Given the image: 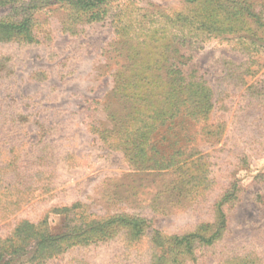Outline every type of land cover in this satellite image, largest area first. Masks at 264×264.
<instances>
[{
  "label": "rangeland",
  "instance_id": "374dc122",
  "mask_svg": "<svg viewBox=\"0 0 264 264\" xmlns=\"http://www.w3.org/2000/svg\"><path fill=\"white\" fill-rule=\"evenodd\" d=\"M86 1L0 0V21L28 22L0 41V159L46 174L1 197L20 200L0 241L21 221L65 233L145 219L140 240L112 234L46 264H153L157 233L228 219L184 264L264 252V0Z\"/></svg>",
  "mask_w": 264,
  "mask_h": 264
},
{
  "label": "trees",
  "instance_id": "16d2710c",
  "mask_svg": "<svg viewBox=\"0 0 264 264\" xmlns=\"http://www.w3.org/2000/svg\"><path fill=\"white\" fill-rule=\"evenodd\" d=\"M98 2L99 0H88L83 3V8H93ZM27 24V21L17 25L0 21V41L6 40V35L25 34L28 31ZM38 159L39 157L36 160ZM26 166L20 155L9 157L8 160L0 159V221L8 216L14 204L20 200L17 199L13 204H4L1 197L12 196L15 192L13 189L18 187V196L31 194L41 182L40 175H46L45 172L33 171L32 165ZM209 227L211 231L208 233L198 231L174 237L157 233L152 241L155 249L167 250L156 255L157 261L153 264H184L190 260L196 261L198 247H212L223 238L228 229V219H216L213 225H204L201 230ZM147 228L145 219L82 220L73 223L65 233H54L44 224L21 221L9 238L0 241V264H46L69 248L105 241L112 234L124 232L131 240H140ZM222 264H264V252L246 251Z\"/></svg>",
  "mask_w": 264,
  "mask_h": 264
}]
</instances>
